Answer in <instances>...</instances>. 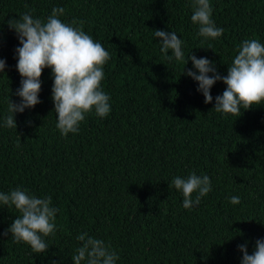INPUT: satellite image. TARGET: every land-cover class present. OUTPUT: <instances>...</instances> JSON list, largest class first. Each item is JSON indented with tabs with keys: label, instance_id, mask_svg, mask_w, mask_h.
Wrapping results in <instances>:
<instances>
[{
	"label": "trees",
	"instance_id": "1",
	"mask_svg": "<svg viewBox=\"0 0 264 264\" xmlns=\"http://www.w3.org/2000/svg\"><path fill=\"white\" fill-rule=\"evenodd\" d=\"M210 2L224 29L216 39L198 35L192 0H0V191L51 197L59 209L49 249L37 254L4 235L20 215L4 206L0 264H74L84 232L110 244L117 264H242L238 246L251 254L264 239V106L242 109L240 117L217 113L215 97L227 86L217 81L213 102L205 103L198 82L184 75L199 74L190 59L186 65L191 54L226 76L239 44L264 43V0ZM56 7L64 8V22L83 21L111 54L102 82L110 114L87 115L67 137L56 127L50 68L41 77V103L15 114L17 129L4 126L10 98L21 103L22 80L21 45L7 22L23 13L46 20ZM156 29L183 40V61L165 59ZM192 172L208 175L212 190L185 209L182 193L169 185ZM231 196L241 202L232 204Z\"/></svg>",
	"mask_w": 264,
	"mask_h": 264
},
{
	"label": "clouds",
	"instance_id": "2",
	"mask_svg": "<svg viewBox=\"0 0 264 264\" xmlns=\"http://www.w3.org/2000/svg\"><path fill=\"white\" fill-rule=\"evenodd\" d=\"M192 9L191 21L198 26L199 36L216 39L223 35L224 29L217 27L212 19L210 0H192ZM64 12V8L56 7L46 20L23 13L19 19L7 22L17 33L21 45L15 51L18 55L16 67L22 80L16 92L21 103H14L10 98V114L4 118V126L17 129L15 114L41 103L39 94L45 68H50L54 77L52 100L54 112L58 115L56 127L62 135L67 137L70 133H78L89 114L94 113L99 118L110 114L111 97L103 90L102 82L105 79L104 66L111 54L84 30L83 21L64 22L60 18ZM153 34L160 39V51L165 59L184 60V42L175 32L156 29ZM189 59L199 74L184 70V75L198 82L197 90L204 95L205 103L213 102L211 89L217 81L227 86L221 95L215 97L212 109L215 112L240 117L242 109L247 111L264 106V43L259 39L249 38L238 45V54L228 65L226 76L220 75L214 63L206 57L197 58L191 54L186 65ZM5 67L6 61L0 59V73H4ZM173 186L182 193L185 209L199 205L201 198L212 190L210 177L195 172L187 177H174L169 187ZM229 199L232 204L241 202L238 196ZM4 206L14 207L20 214L4 235L10 232L16 242L29 245L34 253L47 252L46 238L57 230L59 211L52 206L51 197L38 198L27 190L15 188L8 193L0 191V210ZM77 240L81 246L75 249L71 258L74 264H117L120 259L117 251L102 239L84 232L77 236ZM238 247L243 253L242 264H264V239L256 241L251 254L246 245Z\"/></svg>",
	"mask_w": 264,
	"mask_h": 264
}]
</instances>
